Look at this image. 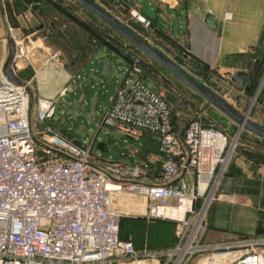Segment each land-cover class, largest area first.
Returning a JSON list of instances; mask_svg holds the SVG:
<instances>
[{
  "label": "built area",
  "instance_id": "obj_1",
  "mask_svg": "<svg viewBox=\"0 0 264 264\" xmlns=\"http://www.w3.org/2000/svg\"><path fill=\"white\" fill-rule=\"evenodd\" d=\"M128 14L151 26L136 8ZM27 54L17 42L13 64ZM145 59L134 56L122 68L90 142L82 135L84 145L49 122L69 84L31 102L28 84L9 80L0 65V264H264V249L255 248L262 241L204 243L208 211L233 151L228 134L200 122L179 127L169 101L146 78L153 63ZM106 128L139 140L153 134L160 159L102 160L94 149ZM123 194L143 197L148 219L174 221L175 245L138 249L123 240V214L113 208ZM202 253L208 255L195 262Z\"/></svg>",
  "mask_w": 264,
  "mask_h": 264
},
{
  "label": "rangeland",
  "instance_id": "obj_2",
  "mask_svg": "<svg viewBox=\"0 0 264 264\" xmlns=\"http://www.w3.org/2000/svg\"><path fill=\"white\" fill-rule=\"evenodd\" d=\"M48 1L56 3L57 1L66 2L68 0ZM97 1L142 36L151 38L150 27H146L136 19L131 18L125 11H120L119 8L108 4L105 0ZM73 3H75L74 0ZM73 8L71 15L77 21L84 22L85 25L82 26L81 24L82 35L89 38L94 49L106 47L128 61L137 55L146 59L149 58L131 43L120 37H115L108 29L109 26L99 20L98 17L90 14L84 7L75 5ZM53 14V10H47L43 16L44 23H48ZM49 28L48 26L43 32H38L37 35L44 36L46 31L50 30ZM120 58V56L113 55L105 57L100 52L95 59L96 63L101 64V67L105 61L114 63L115 69L105 77H100L102 72L93 76V78L100 77V90L96 98L95 118H91L90 123L85 115L71 108L73 102L84 97L85 87L80 83L77 86L74 85L75 88L66 96L59 98L58 108L61 110L58 111L55 121H49L50 124L67 130L69 133H75L76 139H81L83 135L84 140L89 143L92 133L96 131L97 119L110 103L116 81L125 66L120 62ZM152 63L153 70L146 69L145 73L158 84V89L163 91L170 103L178 126L185 127L191 122H200L203 126L225 131L228 134V146L233 150L216 192L215 200L211 203L208 211L204 243L233 242L240 239L264 243V141L245 130L240 131L238 125L223 112L209 104L203 97L184 85L160 65L154 61ZM91 67L86 68L87 73L91 74ZM191 75L206 85H210L213 90L233 103L240 111L248 113L251 119L264 125V49L252 72L248 74L249 86L245 87V83L241 90L231 81L221 79L220 76L204 75L197 77ZM95 90L96 88L89 90L87 94L85 107L86 112L90 115L92 114L91 102H89L90 95ZM35 100L36 97L31 94V102ZM61 114L62 119L60 120ZM100 141L108 143V151L101 152L95 146L94 153L120 162L136 160L137 156L134 151L141 146V140L115 130L110 131L108 128L101 131L96 142ZM239 151L251 154V158L239 154ZM244 159L251 161L250 166L242 162ZM233 175H240V177L234 178ZM129 203L136 207L130 210ZM113 208L123 214L121 222L126 221L128 223L125 232L120 231L121 237L125 233L124 240L132 241L138 249L165 248L177 240L175 222L166 218L148 219L145 216V201L141 196L123 194L113 201ZM211 223L216 227H212ZM255 248L262 250L264 245H256ZM207 255L202 253L197 259H205Z\"/></svg>",
  "mask_w": 264,
  "mask_h": 264
},
{
  "label": "crops",
  "instance_id": "obj_3",
  "mask_svg": "<svg viewBox=\"0 0 264 264\" xmlns=\"http://www.w3.org/2000/svg\"><path fill=\"white\" fill-rule=\"evenodd\" d=\"M105 1L117 8L123 4L126 13L129 8H136L149 18L154 32L151 33V38L145 37L188 73L197 77L212 75L229 81L233 71H247L250 74L264 49V0ZM2 3L4 15L0 6V65H4L9 57L8 36L11 35L15 43L22 42L28 51L25 57L13 64L14 72L22 83L28 84L31 94L36 99L57 96L65 85L69 84L72 90L75 88L74 85L81 83L85 87L84 97L72 104L83 102L82 109L86 112L88 91L96 88L93 91V93L97 91L94 112L88 114L95 118L99 81L100 77H104V64L101 67L95 59L101 52L105 57L120 56L122 65L128 64L129 61L106 47L94 49L89 38L82 35V26L53 1L2 0ZM47 10H53L54 14L48 23H44L43 16ZM210 18L215 19L213 26L209 24ZM48 26L50 30L46 31L44 36L37 35ZM53 52L58 53L55 59H51ZM148 60L152 61L150 58ZM108 64L114 65L115 69L114 63ZM67 65H71V70L66 68ZM88 66H92L91 74L86 72ZM96 73H101L100 77L93 78ZM146 78L156 91L163 93L148 74ZM118 85L119 78L110 97V103ZM236 87L241 90L244 86ZM140 140L141 146L134 151L137 159L159 160L156 137L145 134ZM107 144L106 142V149ZM143 145L145 150L141 151ZM99 157L105 161H115L101 154ZM242 162L251 164L248 159ZM233 177L239 178L240 175ZM144 201L146 213L147 201L145 199ZM128 207L131 210L136 206L129 203ZM211 225L216 227L212 223ZM176 241L168 247L175 245ZM201 261L203 258L195 259V262Z\"/></svg>",
  "mask_w": 264,
  "mask_h": 264
},
{
  "label": "water",
  "instance_id": "obj_4",
  "mask_svg": "<svg viewBox=\"0 0 264 264\" xmlns=\"http://www.w3.org/2000/svg\"><path fill=\"white\" fill-rule=\"evenodd\" d=\"M81 6H83L89 13L98 17L103 23L109 26L113 31H115L120 37H122L127 42L131 43L134 47L141 50L146 54L152 61L160 65L167 72L172 74L176 79L181 81L184 85L194 90L198 95L203 97L209 104L215 106L221 112H223L228 118H230L235 124L238 125L239 130H245L259 138L264 139V125L251 119L248 113L240 111L233 103L229 102L218 92L213 90L210 86L199 81L188 73L182 66L170 58L167 54L161 51L159 48L155 47L148 38L142 36L140 33L135 31L129 25L121 21L118 17L112 14L104 6H102L97 0H75ZM0 6L2 14L4 15V7L2 0H0ZM215 22L214 18H210L209 24L213 26ZM9 41V57L4 64V73L7 78L17 84H21V80L17 77L13 69V57L16 52V43L11 35L8 36ZM67 69L71 70V65L66 66ZM114 69V65H109L108 62L104 63V73L103 76L109 75ZM248 78L247 71H233L231 74V81L237 86H244ZM97 91L90 95V109L92 114L94 112L95 96ZM83 102L77 104H72L71 108L75 111L80 112L85 115L90 123V116L87 112L82 109ZM60 110V109H59ZM62 115H60V120ZM58 128V127H57ZM62 133L69 137L74 138V133H69L67 130L58 128ZM76 141L84 145L81 139H76ZM106 142L100 141L96 143V148L101 152H106L105 148Z\"/></svg>",
  "mask_w": 264,
  "mask_h": 264
},
{
  "label": "trees",
  "instance_id": "obj_5",
  "mask_svg": "<svg viewBox=\"0 0 264 264\" xmlns=\"http://www.w3.org/2000/svg\"><path fill=\"white\" fill-rule=\"evenodd\" d=\"M75 1V0H74ZM59 6H61V8L65 11V12H67L69 15H71L72 13V9H74L73 7H75V5L76 6H78V5H80L79 3H77L76 1H75V3H73V0H68V1H66V2H60V1H57L56 2ZM78 4V5H77ZM81 6V5H80ZM83 7V6H82ZM73 18H74V16L73 15H71ZM75 19V18H74ZM75 21H77L76 19H75ZM80 25L82 24V26L83 25H85L84 24V22H82V21H77ZM153 24H152V22H151V26H150V29H151V33L152 32H154V30H153ZM111 32H112V34L115 36V37H120L115 31H113L110 27L108 28ZM150 33V32H149ZM150 33V34H151ZM95 35H97V33L95 32ZM120 38H122V37H120ZM123 39V38H122ZM149 59V58H148ZM256 64V63H255ZM254 64V65H255ZM249 84H250V82H249V80L246 82V84H245V87L246 86H249ZM208 86H210V85H208ZM211 87V86H210ZM172 109V108H171ZM173 116V115H172ZM146 135H151V136H154L153 134H150V133H147ZM263 141H264V139H262ZM143 149L145 150V145H143L142 147H141V151H143ZM239 154H241V155H244V156H246L247 158H251V154H249V153H246V152H241V151H239ZM127 222L126 221H123V222H121V220H120V231H122V232H125V229H126V226H127ZM126 234L125 233H123V237L125 236ZM120 237H121V235H120ZM123 237H121V238H123ZM123 240H124V238H123ZM135 245V244H134ZM136 246V245H135ZM165 248H167V247H165ZM159 249H164V248H159Z\"/></svg>",
  "mask_w": 264,
  "mask_h": 264
},
{
  "label": "bare ground",
  "instance_id": "obj_6",
  "mask_svg": "<svg viewBox=\"0 0 264 264\" xmlns=\"http://www.w3.org/2000/svg\"><path fill=\"white\" fill-rule=\"evenodd\" d=\"M176 213V212H175Z\"/></svg>",
  "mask_w": 264,
  "mask_h": 264
}]
</instances>
